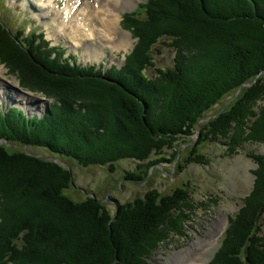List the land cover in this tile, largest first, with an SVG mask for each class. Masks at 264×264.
<instances>
[{
    "label": "trees",
    "instance_id": "trees-1",
    "mask_svg": "<svg viewBox=\"0 0 264 264\" xmlns=\"http://www.w3.org/2000/svg\"><path fill=\"white\" fill-rule=\"evenodd\" d=\"M166 1L168 15L149 4L143 43L172 38L177 53L174 66L154 78L146 74L155 65L147 46L118 73L103 76L51 60L44 44H36L42 35L23 36L0 21V61L62 102L43 119L28 120L15 107L0 113V138L8 141L0 145V264H146L169 232L182 233L184 211L193 207L189 184L166 195L149 190L115 204L112 214L96 195L76 201L65 193L75 182L62 157L113 169L123 159L147 161V173L175 162L182 145L191 149L176 163L180 170L210 164L202 146L224 144L234 154L245 143H264V0ZM241 88L224 111L201 122ZM16 145L46 148L62 164ZM175 148L168 159L166 149ZM247 155L258 164L254 188L209 264H264V154ZM142 177L130 174L133 182Z\"/></svg>",
    "mask_w": 264,
    "mask_h": 264
},
{
    "label": "rangeland",
    "instance_id": "rangeland-1",
    "mask_svg": "<svg viewBox=\"0 0 264 264\" xmlns=\"http://www.w3.org/2000/svg\"><path fill=\"white\" fill-rule=\"evenodd\" d=\"M74 1L69 2L73 5ZM81 1L84 4L76 13L78 18L69 27L66 34L57 32L53 35L51 32L58 31V28L48 26L47 15L43 17L40 11L42 7L49 14L60 12L58 19L62 21V18L66 16L64 9L68 6L66 0H54L53 3L45 4L44 7L38 4V0H0V21L14 33L21 34L20 32L25 31L27 35L33 30L42 35V37L40 36L42 42L36 40V44H44L42 51H50L51 60L58 57L61 64H68L71 67L80 66L81 69H85V72H100L103 76L110 70H116L114 72L118 73L140 46H147L155 64L146 70L149 77H156L159 69H168L174 66L177 47L172 45V38L164 37L151 45L143 43L146 21L150 20L153 15H149V10L154 9L151 6L157 5L160 13L168 15L171 11L166 0H133L127 8H122L117 12L115 9L114 12L118 13L120 20L118 24L110 22V25H107L105 20L103 23L94 20L87 24L86 21L91 17L87 15L91 11L89 3H92L93 0ZM137 7L140 8L136 10ZM80 11L86 13L79 14ZM106 17L107 15H104L105 19ZM122 37L126 40L124 41ZM96 45L104 46L101 47L103 49L101 55L94 54L93 49ZM38 64L45 71H50L44 62ZM9 65L8 63L2 64L5 71L1 78L5 83L3 89L6 91L4 94H0V97L5 95L0 98V113L6 116V113L15 107L28 120H32L34 117L43 119L52 113L55 104L62 105V102L55 96L44 94L41 88L39 89L33 84L34 82L29 81L27 76L21 75L18 69L14 70ZM29 84L33 85L36 91L30 90ZM245 86H251V84H245ZM242 89L229 94L220 103L215 104L208 113L209 117L202 119L201 122L214 118L216 116L214 113L219 109H221L220 112L224 111L241 94ZM8 90H12L13 94L15 91L23 95L30 94L35 98L31 97L25 100L27 102L24 104L21 102V94L12 95ZM255 105V110L259 114L263 105L262 101L258 100ZM64 109H67L68 113L71 110L66 107ZM196 138L197 135H194L187 141L193 142ZM3 144L8 145V141L5 138H0V145ZM14 149L25 151L29 155L53 159L56 162L58 159L46 148L16 145ZM179 149L182 154L175 162L168 161L157 164L151 167L147 173V161L123 159L118 161L113 169L111 165L84 166L74 158L62 157L71 167L75 182V185L67 188L65 193L76 201L86 199L89 194L96 195L107 203V207L114 214L116 212L115 204H124L143 197L149 190L158 189L162 195H166L189 184L190 202L193 207L184 211L182 233L169 232L160 247L147 257L146 264H172L174 256L186 249L190 250L194 242L201 243L203 240L211 241V247L201 249L200 255L196 253L195 257L191 256L190 259L199 260L202 258L203 260L199 264H209L222 245L223 234L229 227L231 218L240 212L245 205L246 198L254 188L256 176L253 171L258 168V164L255 159L248 157L247 153L264 154V143H245L234 154H230L224 144L212 143L199 147L200 151H204L209 159L211 158L210 164L199 165L191 162L187 167H184V170L177 168L176 163L180 161L183 164L182 161L190 152L191 146L182 145ZM172 151H176V148L174 150L166 149L165 156L168 159L172 158ZM156 157V155L153 156V158ZM134 172L143 176V180L146 179L145 182H142V179L138 183L133 182L130 174ZM261 217L262 231L260 234L263 236L264 212Z\"/></svg>",
    "mask_w": 264,
    "mask_h": 264
},
{
    "label": "bare ground",
    "instance_id": "bare-ground-1",
    "mask_svg": "<svg viewBox=\"0 0 264 264\" xmlns=\"http://www.w3.org/2000/svg\"><path fill=\"white\" fill-rule=\"evenodd\" d=\"M66 1L68 3L67 8L65 7L66 9H64L66 11L65 12L66 16L64 18H62V21H60L58 19L60 12L49 14L46 10L44 11V8L41 7V6L44 7L45 4L53 3L54 0H38V4L41 5L40 6L41 7L40 11L42 12L41 15L43 17H44V15L45 16L47 15L46 18L48 19V26H52L53 28L56 26L58 28V31L54 32V30H53V32H51L52 34L57 33V32L66 34L68 29H70L69 27L72 26L73 23L78 18L76 13H78V11L81 9L82 5L84 4L81 0H75L73 2V5L69 2L72 0H66ZM132 1L133 0H93L92 3H89L90 4L89 7L91 8V11H89L87 14L91 17H89V20L86 22L88 24L91 21L99 20L100 22L103 23L105 20V23L107 25H110V22L113 24H118L120 18H119L118 13L114 12L115 9L117 12V10H120L122 8H127L132 3ZM85 13L86 12H82V11L79 12V14H85ZM104 15H107L106 19L104 18ZM68 24H70V25H68ZM111 30H113V29H111ZM111 30H110V32H111ZM31 32H35V31L31 30ZM31 32H29V34ZM21 33L23 34V36L29 35V34L26 35L25 31L21 32ZM122 39L124 41L126 40L124 37H122ZM102 46L103 45H96L95 46V49H93L95 55H101V52L103 53V49L101 48ZM98 52H99V54H98ZM0 63H1L0 64V94L1 93L4 94L6 91L3 89L5 83L1 77L4 74L3 72L5 71V68L2 66V64H4V63H2L1 61H0ZM1 85H2V87H1ZM6 88H8V87L6 86ZM8 91H10V90H8ZM10 93H12V95H14L17 93V91H15L13 94V91L11 90ZM17 94H21V93L18 92ZM26 96H28V97H26ZM29 96H30V94L29 95L21 94V96H20V98H22L21 102L26 104L27 101H25V100L30 99L31 97L35 98V96H33V95H31L30 97ZM2 97H5V95ZM2 97H0V98H2ZM210 242L208 240H203L201 243L194 242V244H192L193 246L190 250L186 249V250L182 251L181 253H179L178 255L174 256L172 258V260H174L172 264H199V262L203 260L202 258H200L201 260L200 259L198 260L196 258L191 260L190 258H192L191 256H193V258H194L196 253H199L198 255H200L199 251L201 249H204L205 247H208V246L211 247L212 243H210Z\"/></svg>",
    "mask_w": 264,
    "mask_h": 264
},
{
    "label": "water",
    "instance_id": "water-1",
    "mask_svg": "<svg viewBox=\"0 0 264 264\" xmlns=\"http://www.w3.org/2000/svg\"><path fill=\"white\" fill-rule=\"evenodd\" d=\"M57 162H58V163H61V161H60V160H57ZM61 164H62V163H61Z\"/></svg>",
    "mask_w": 264,
    "mask_h": 264
}]
</instances>
